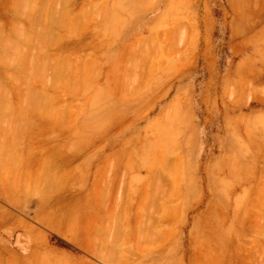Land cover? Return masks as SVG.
Masks as SVG:
<instances>
[{
    "label": "rangeland",
    "instance_id": "374dc122",
    "mask_svg": "<svg viewBox=\"0 0 264 264\" xmlns=\"http://www.w3.org/2000/svg\"><path fill=\"white\" fill-rule=\"evenodd\" d=\"M241 1L0 0V70L62 96L116 210L206 205L264 264V0Z\"/></svg>",
    "mask_w": 264,
    "mask_h": 264
},
{
    "label": "crops",
    "instance_id": "0c3cea01",
    "mask_svg": "<svg viewBox=\"0 0 264 264\" xmlns=\"http://www.w3.org/2000/svg\"><path fill=\"white\" fill-rule=\"evenodd\" d=\"M22 84L0 70V264H258L238 226L208 216L206 205L168 225L159 205L150 220L136 213L134 193L116 210L108 157L79 154L86 129L79 119L71 127L76 114L58 106L59 93Z\"/></svg>",
    "mask_w": 264,
    "mask_h": 264
},
{
    "label": "trees",
    "instance_id": "16d2710c",
    "mask_svg": "<svg viewBox=\"0 0 264 264\" xmlns=\"http://www.w3.org/2000/svg\"><path fill=\"white\" fill-rule=\"evenodd\" d=\"M51 241L57 246H60V247H63V248H66L72 251H77V249L73 245H71L70 243L65 241L63 238L55 234L51 235Z\"/></svg>",
    "mask_w": 264,
    "mask_h": 264
},
{
    "label": "bare ground",
    "instance_id": "6f19581e",
    "mask_svg": "<svg viewBox=\"0 0 264 264\" xmlns=\"http://www.w3.org/2000/svg\"><path fill=\"white\" fill-rule=\"evenodd\" d=\"M231 2H232V4H233V6H235V8H237V9L239 8V9H240V7H241L240 4L242 3L241 0H231ZM232 4H231V5H232ZM242 6H243V5H242ZM239 9H238V10H239Z\"/></svg>",
    "mask_w": 264,
    "mask_h": 264
}]
</instances>
